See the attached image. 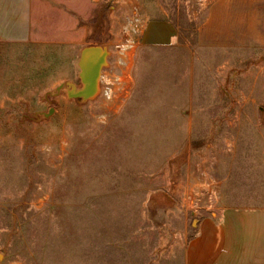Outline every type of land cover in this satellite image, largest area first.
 <instances>
[{
    "label": "rangeland",
    "instance_id": "rangeland-1",
    "mask_svg": "<svg viewBox=\"0 0 264 264\" xmlns=\"http://www.w3.org/2000/svg\"><path fill=\"white\" fill-rule=\"evenodd\" d=\"M77 1L34 0L30 39L0 42V264H182L198 218L264 207V0H139L176 44L138 47L112 102L76 97L81 51L101 73L116 42Z\"/></svg>",
    "mask_w": 264,
    "mask_h": 264
},
{
    "label": "crops",
    "instance_id": "crops-1",
    "mask_svg": "<svg viewBox=\"0 0 264 264\" xmlns=\"http://www.w3.org/2000/svg\"><path fill=\"white\" fill-rule=\"evenodd\" d=\"M132 3L133 0L77 1V6L86 13L77 17L82 21L78 31L90 43H106L103 35L117 41L120 18L129 13ZM34 6V0H0V42L24 43L30 39ZM140 6L143 10L142 1ZM215 8L216 5L209 8L200 34L212 26ZM176 38L177 29L169 18L151 14L138 47L164 48L176 44ZM181 260L182 264H264V207L222 205L210 216L198 218Z\"/></svg>",
    "mask_w": 264,
    "mask_h": 264
},
{
    "label": "built area",
    "instance_id": "built-area-1",
    "mask_svg": "<svg viewBox=\"0 0 264 264\" xmlns=\"http://www.w3.org/2000/svg\"><path fill=\"white\" fill-rule=\"evenodd\" d=\"M147 18L139 0H133L124 17L118 40L112 45V64L100 73V95L107 102L116 101L130 89L134 52L138 48Z\"/></svg>",
    "mask_w": 264,
    "mask_h": 264
},
{
    "label": "water",
    "instance_id": "water-1",
    "mask_svg": "<svg viewBox=\"0 0 264 264\" xmlns=\"http://www.w3.org/2000/svg\"><path fill=\"white\" fill-rule=\"evenodd\" d=\"M106 61V52L98 46L84 48L81 51L79 68L82 89L76 97L89 98L96 93L100 71Z\"/></svg>",
    "mask_w": 264,
    "mask_h": 264
}]
</instances>
